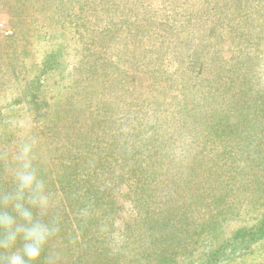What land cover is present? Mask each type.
Listing matches in <instances>:
<instances>
[{
	"label": "trees",
	"instance_id": "16d2710c",
	"mask_svg": "<svg viewBox=\"0 0 264 264\" xmlns=\"http://www.w3.org/2000/svg\"><path fill=\"white\" fill-rule=\"evenodd\" d=\"M115 2L116 0H103L102 3L106 8L104 6L98 8L100 3L97 0H67L61 9L64 11V23L68 22L71 17L69 13L71 9L78 7V41L83 44L82 49L92 51V48H96L97 42L101 44V49L112 48L115 45L118 49V55H116L119 61L132 62L130 54L134 57L133 61L136 60L133 64H128L127 69L132 70L133 67H137L138 69L144 68L146 71L145 67L153 68L155 65L147 54L153 56L154 53H159L155 62L163 61L162 58L165 56L157 47L154 48L157 43L154 35L158 38L160 34L156 33L157 31L152 33L150 26L142 29V26L130 23L127 15L118 20L120 27L128 23L126 34L131 37L123 45L122 33L118 35L113 32L116 25L115 20L112 21L116 17L113 8ZM240 3L243 2L241 0L204 1L200 10L203 13L197 20L212 23L211 31L213 32L230 29L232 33L228 36L230 43L236 48L240 47L242 51L240 55L245 56V60L242 58L239 63L250 64L252 68L250 61L258 58L257 52L242 47V44L251 42V37L237 42L238 35L235 34L236 14L239 15ZM97 9L100 13L105 10L104 19L94 15ZM107 14L111 17L108 25H112L113 28L111 31L104 30V28L100 33L99 26L109 19ZM54 22L57 20L52 18L51 23L54 24ZM58 22L60 23L59 20ZM186 28L184 21L179 26L176 22H171L162 32V36H167L171 41L172 39L178 40V35ZM103 31L110 32V34L104 35ZM100 34L104 38L99 41L95 37ZM228 34L227 32L225 35ZM139 45L144 49V53L141 52ZM125 47H129L127 51ZM165 49L163 46V51ZM59 57V51H52L48 54L43 61L40 74L32 82V87L42 80L48 82L49 76H52L53 71L59 67ZM232 58L237 61L239 57L233 53ZM97 63L101 65L100 68L105 65L101 60L92 62V59L78 63L77 70L83 72L87 81L85 86L80 87L82 92L70 93L69 88H73L71 85L67 89L62 87L65 88L64 91L60 89L50 96L46 91L36 90L34 94H28L29 96L23 100L29 106V110L36 114L37 123H43V128L37 127L25 131L19 123L14 124L7 121L11 117H3L0 114V120L7 123V126H0V191H7L10 187L11 168L9 165L14 161L18 145L26 137L33 136L37 141L36 163L46 176L51 192L58 191L62 194L63 200L58 206V214L62 217L61 232L46 247L43 255L47 256L51 251L58 249L62 252V264H83V261L87 263L92 260L90 255L96 249L98 252L95 261L98 260V263L140 264L143 257L139 255L148 256L140 251L160 246V236L145 234L147 229L143 230L144 233L141 230L140 232L135 231L130 225L119 236L122 242L113 241L110 246H106L109 234L114 233L113 229L110 230L114 226L116 200L111 199L115 195V189L125 184L128 190L130 189L129 192L135 196L136 207L139 208L137 218L140 217L143 224L146 222L148 225L157 207H161L165 209L160 216L162 220L168 216L173 217L172 212L174 211H177L176 216L183 218L180 229H178L181 231L186 226H190V219H194L185 214L186 204L191 201L203 203L205 195L202 196L200 189L211 181V185H214L211 192L214 204L210 212L217 209L216 214L212 216L211 221L199 230H195L194 233L199 239L211 238V241H216V243L222 240L220 237L226 233L220 230L223 225L220 221H214L215 218L222 214V217L225 216L224 220L226 218L231 220V215H243L246 212L247 199L251 198L252 206L258 209V221L250 227H242L234 231L233 235L232 233L226 235L229 236V240L219 246L216 245L214 250L211 248L213 243L210 241L207 246L203 244L201 255L204 261L201 264H225L241 257L261 243L264 240V110L262 114L256 112L257 110L248 112L249 106L247 105L246 109H242L245 110L242 111V116H237L238 120L242 117V121L228 125L226 130V123L220 125V118L215 119L216 110L209 111L211 114L206 116L207 120H203L198 116L200 111L196 112L195 108L187 107L189 102L185 98L179 99L176 97L179 96L177 94L172 96L169 93L171 89H166L167 93L163 92V89L158 90L160 91L158 96L154 88L144 93L133 89L129 82L120 84V79L116 78L117 74L110 76L106 75L107 72L102 73V77L95 81L98 83L96 85L93 83L92 76L96 77L95 74L100 71L96 67ZM224 65L226 68L218 64L216 74L205 82L202 80L203 88L200 90L205 94L203 102L211 106V109L217 106L216 98L224 94L221 87L231 89L233 83L238 81L236 69L242 68L241 65L235 63ZM228 65L229 68H227ZM110 77L113 79L109 80ZM251 81L252 84L250 81L247 83L249 89L243 91L246 95L249 91L256 90L254 83L257 81L252 78ZM163 83L172 84L174 88L179 86L172 80ZM93 85L101 89L100 94H97L96 88L91 89ZM186 87L187 92L193 89L190 84ZM162 92L165 95H161ZM114 96L120 97L119 105L125 103L129 109L134 111V116L126 121L129 123L126 124L122 120L112 121L111 113L114 110L111 109L112 106L108 107L110 103L107 100ZM258 98L253 97L251 101L257 103ZM171 99V102L167 101ZM232 101L229 105L231 108L242 105L244 102L247 104L251 102L249 97L243 98V96ZM241 101L244 102L239 103ZM38 104H45L46 107H37ZM235 112L236 109H233L234 117H236ZM137 113H142L140 116L142 119L136 117ZM249 114H252L253 118H250ZM258 118L261 120H256ZM149 122L152 123L151 126H147ZM241 124L243 126H240ZM223 135L226 139L233 140L232 142L237 139L238 141L237 143L217 141ZM40 140L42 142H39ZM178 144H181L183 148H178ZM177 150L183 152L180 154L181 159L177 156ZM158 152H160L159 155ZM212 152L215 154L209 159ZM170 156H173L171 160ZM174 158L180 160L179 165L181 163L185 166H183V171L170 175V179L176 174L177 178L181 179L174 180L173 185L169 183V175L163 174V165L168 163L166 171L172 170V167L178 165L172 164ZM187 175L193 176L194 180L199 181L198 184L192 186L190 182L182 181V178ZM217 180L222 182L218 188L215 187ZM183 186L185 189L182 188ZM188 189L190 202L186 199L188 195L181 194L182 191ZM236 196L241 197L238 203L235 200ZM70 211L75 214L78 211L77 214L82 218L77 220L78 217H76L73 221ZM56 212L57 210L54 214ZM96 224H100L102 228L100 232L96 231ZM167 225L168 222L165 223V226ZM143 227V225L139 226L141 229ZM127 229L130 231L127 232ZM207 229L213 234L205 237L203 234ZM150 231L154 232L155 226ZM184 232L191 234L188 230ZM103 233L104 238H101ZM129 239L135 240L134 243H139L129 247V244H126ZM112 244L121 248L113 252ZM209 248L210 251L204 253ZM0 254L3 253L0 252ZM75 255L78 257L76 258ZM167 255L161 256L160 259L173 261V258L169 257L170 254ZM152 261L149 259V262Z\"/></svg>",
	"mask_w": 264,
	"mask_h": 264
},
{
	"label": "rangeland",
	"instance_id": "374dc122",
	"mask_svg": "<svg viewBox=\"0 0 264 264\" xmlns=\"http://www.w3.org/2000/svg\"><path fill=\"white\" fill-rule=\"evenodd\" d=\"M66 1L67 0H0V15L14 30L12 37L0 39V114L3 117H11L7 121L14 124L16 122L19 123L20 127L25 131H30L37 127L43 128V123H37L36 114L29 110V106L26 105V102L23 100L29 96L28 94H34L36 90L46 91L50 96L60 89L64 91L65 88L62 87H66L67 89L71 85H73V88H69L70 93L74 91L75 93L82 92L80 87L85 86L87 81L86 77L82 74L83 72L77 70V66L78 63L87 62L89 59H92V62L101 60L105 63L103 68H100L101 65L98 63L96 65V67L100 69L99 73L95 74L96 77L92 76V79H94L93 83L96 85L98 83L95 81L102 77V73L107 72L106 75L110 76L117 74L116 78L120 79V84L129 82V85L133 89L144 93L154 88L157 90L158 96V92H160L158 90L163 89V92L167 93L166 89H171L169 93L172 94V96L177 94L179 96L176 97L179 99L185 98L189 102V106L186 105L187 107L195 108L196 112L200 111L198 116L203 120H207L206 116L210 115V112L216 110L215 114H217V116L215 119L220 118V125L226 123V130L228 125L242 121V117L238 120L237 116H242V111H245L242 109H246L247 105L249 106L248 112L249 110H254V112L257 110L256 112L260 114L263 113L264 0H241L243 3L239 4L241 5L238 10L239 15L236 14L237 25L235 34L238 35L237 42L240 40V42H242L251 37V42L242 44V47L249 48L250 51L257 52L258 55V58L250 61L253 65L252 68L250 67V64L245 65L244 63H239L242 61V58L245 60V56L240 55L242 52L240 47L236 48V46L234 47V45L230 43L228 37L232 34L230 29L213 32L211 31L212 23L205 20H197L203 13L200 11L203 7V2H207L208 0H116L113 4V8L116 12V17L112 19V21L115 20L116 24L113 32L118 35L122 33L123 45H125L126 41L131 37L129 34H126L128 23L124 27H120V25H118V20L127 17V15L129 16L130 23L142 26V29H146V27L150 26L149 28L153 30L152 33L157 31L156 33L160 34L158 38L154 35L157 42L154 48L157 47L161 53L165 54V56L162 58L163 61L158 60L155 62L159 53H154L153 56L148 53L147 57L149 59L151 58L150 60L155 66L151 69L145 67L146 71H144V68L138 69L137 67H133L134 69L132 70L127 69V66H129L128 64H133L136 60L133 61L134 57L130 54L132 62L122 63L119 61V58L117 57L118 49L115 48V45H113L112 48L101 49V44L97 42L96 48H92V51L82 49L83 44L78 41V7L74 5L75 8L71 9L69 12L71 17H69L68 22L64 23V11L61 9L65 6ZM102 1L103 0H97V2L100 3L98 8L104 6ZM91 12L92 11H90V13ZM103 13H100L97 9V11L94 12V15L104 19V16L106 15ZM177 15L178 18H176ZM206 17L208 18V16ZM52 18L57 20V22L52 24ZM209 19L212 20L211 18ZM110 20L111 17L109 16L108 21L99 26L100 33L104 28V30L107 31L112 30L113 26L108 25ZM183 21L186 23L187 28L184 32H181L178 35V40L171 38V41L167 36H162V32L167 29L169 23L176 22L177 26H179ZM107 31H103L104 35L110 34V32ZM225 32H228L229 34L225 35ZM95 38L100 41L104 37L100 34ZM163 46L166 48L164 51ZM139 47L141 52L144 53V49L141 45H139ZM128 48L129 47H125L124 49L127 51ZM52 51L60 52L59 67L53 71L54 73L52 76H49L47 83L42 80L32 87L33 80L41 72L40 70L44 59ZM233 53L235 56L239 57L237 59L238 62L232 58ZM225 63L229 65L235 63L241 65L242 68L236 69V77L238 78V81L233 83L231 89L221 87L224 94H221L222 96L219 95L218 99L216 98L217 106H214L215 109H211V106L206 105L203 102V95L205 94L200 90L203 88L202 80L205 82L207 79H210L216 74L219 67L218 64H222L223 67H225ZM229 65L227 68H229ZM152 76H157L158 78H153ZM251 78L258 82L254 83V88H256V90L254 89L252 92L249 91L246 95L243 91L249 89L247 83L250 81L252 84ZM108 79L112 80L113 78L110 77ZM164 80L167 82H171L172 80L173 83L175 82L179 86L174 88L172 84L163 83L165 82ZM189 84L192 85L193 89L190 92H187L186 86ZM96 85L91 86V89H95ZM181 86H183V88H181ZM95 90L98 91L97 94H100L101 89L97 87ZM163 92L161 95H165ZM242 96L243 98L249 97L250 101L253 97L259 98L257 103L251 101L247 104L246 102L241 101L239 103L244 102L242 105L235 106V108L229 107L231 104L230 101H234L236 98ZM120 101V97L118 96H114L107 100V102L110 103V106L108 107L111 108L112 106L111 109L114 110V112L111 113V118L114 122L122 120L127 124L129 122L126 121L134 116V111L129 109L125 103L119 105ZM167 101L171 102L172 99ZM36 106L41 108L46 107L45 104H38ZM141 109L143 110V107H141ZM233 109H236V112L234 113L236 114V117L233 115ZM137 110H139V108ZM142 113H137L136 117L142 119V117H140ZM252 116V114H249L250 118H253ZM227 117L229 119H226ZM259 119L261 120V118L256 120ZM151 124L152 123L149 122L147 126H151ZM0 126H7V123L0 120ZM240 126H243V124ZM8 127L10 126L8 125ZM217 141L232 142L233 140L226 139V136L223 135V137ZM237 141L238 139L232 143H237ZM39 142L42 141L40 140ZM177 147L180 149L183 148L181 144H178ZM159 154L160 152H158V155ZM180 154H183V152L177 150V156L179 159H181ZM214 154L215 152H212L209 159H211ZM172 158L173 156H170V160ZM179 159H173L172 164L178 165L172 167V170L166 171L168 163L163 165V174L166 173L169 175V183L173 185L174 180H181L177 178V174L183 171V166H185L183 164L181 165V163L179 165ZM176 172L177 174L170 179V175ZM182 181H185V183L190 182L192 186L199 182L194 180L193 176L189 175L183 177ZM221 183V181L217 180L215 187L218 188ZM211 184L210 181L204 188L200 189L202 196L205 195L203 203L191 201L189 199V189L187 191H182L183 193L181 192L183 195H188L186 197V199L189 200L188 202L191 201L186 204L187 210L185 209L184 212H187L185 214L194 217V219H190V226H186L185 229L182 230H188L191 234H187L182 230L178 231L183 218L175 215L177 211L172 212L173 217L168 216L166 219L162 220L160 216L164 213L163 211H165V209H162L161 207H157L158 209L155 210L152 220L148 225H146V222L143 224V220H140V217L137 218L139 208L136 207V202L134 200L135 196L129 192L130 189L128 190V186L125 184L121 187H117L114 192L115 195L111 199L116 200V211L113 217L115 218L114 226H110V231L113 229L114 233L109 234L106 246H110V243L113 241L119 243L122 242V239H120L121 237L119 236H121V233L126 231V228L131 225L135 231L137 230L140 232L141 230L143 232V230L147 229L145 234H153L154 237L160 236L159 238L161 239L159 240L160 246H157L156 248L149 247L146 251H140L148 254V256L139 255V257H143L140 264H201L204 261L201 255L203 254V252H201L203 244L207 246L210 241L213 243L211 248L214 250L216 245L219 246L229 240V236L226 235L231 233L233 235L234 231L242 227H250L259 219L258 209L252 206L250 198V200L247 199L246 212L243 215L233 216L230 214L231 220L228 218L224 220L225 216L222 217V214L215 218L214 221H220L223 225L220 230H224L226 233L220 237L222 240L219 242L217 241L216 243V241H211V238L208 240L205 238L206 241L204 237L199 239L194 231L199 230V228L211 221L212 216L216 214L215 211L217 210L215 209L214 212H210L213 209L211 206L214 204L213 195L211 193L214 185ZM182 188L185 189L184 186ZM52 194L59 206L63 200L62 194L58 191H53ZM235 200L238 203L241 200V197L236 196ZM232 205L233 207L235 206L234 204ZM69 210L70 208L67 213ZM189 211H192L193 213H190ZM70 213V217L73 221L76 217H78L77 220L82 218L77 214L78 211H76V214L72 213V211H70ZM167 222L168 225L165 226V223ZM140 225L144 226L143 229L139 228ZM154 226L155 231H150L154 229ZM100 227V224H96L97 232L102 230ZM129 231L130 230L127 232ZM210 234H213V232H209L207 229L203 236L208 237ZM186 236L187 239H185ZM101 238H104V233ZM134 241L135 240L133 239H129V243L127 242L126 244H129V247L136 246L139 242H135V244ZM146 247H148V245H146ZM120 248L121 247L118 248L116 245H113V252L118 251ZM94 250L95 251L92 252V255H90L92 260L87 261V263L86 261H83V264H101L98 263V260L95 261L98 251L96 249ZM209 251L210 248L204 251V253ZM167 254H170L169 257H172L173 261H162L160 259L161 256ZM75 257L77 258L78 256L75 255ZM149 259H152L153 261L149 262ZM205 260L207 261L208 258L206 257ZM225 264H264V240L255 245L249 252H245L241 257Z\"/></svg>",
	"mask_w": 264,
	"mask_h": 264
},
{
	"label": "clouds",
	"instance_id": "9594fccd",
	"mask_svg": "<svg viewBox=\"0 0 264 264\" xmlns=\"http://www.w3.org/2000/svg\"><path fill=\"white\" fill-rule=\"evenodd\" d=\"M36 146L33 136L20 142L9 165L10 187L0 191V264H62L58 249L43 255L59 236L62 217L36 163Z\"/></svg>",
	"mask_w": 264,
	"mask_h": 264
},
{
	"label": "built area",
	"instance_id": "2783aa9c",
	"mask_svg": "<svg viewBox=\"0 0 264 264\" xmlns=\"http://www.w3.org/2000/svg\"><path fill=\"white\" fill-rule=\"evenodd\" d=\"M14 34V30L12 27L8 25V23L2 19L0 15V39L10 38Z\"/></svg>",
	"mask_w": 264,
	"mask_h": 264
}]
</instances>
